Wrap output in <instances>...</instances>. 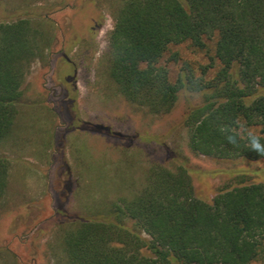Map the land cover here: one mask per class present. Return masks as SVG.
I'll return each instance as SVG.
<instances>
[{"label":"trees","instance_id":"obj_1","mask_svg":"<svg viewBox=\"0 0 264 264\" xmlns=\"http://www.w3.org/2000/svg\"><path fill=\"white\" fill-rule=\"evenodd\" d=\"M213 35L215 76L190 71L171 81L159 64L168 46L202 49ZM47 39L28 17L0 21V144ZM106 70L120 95L154 114L168 112L185 87L203 91L184 115L188 147L216 159H264L251 147L253 139L264 147V0H121ZM8 168L0 154V200ZM240 177L207 202L184 167L153 164L132 197L64 232L66 264H264V181Z\"/></svg>","mask_w":264,"mask_h":264},{"label":"rangeland","instance_id":"obj_2","mask_svg":"<svg viewBox=\"0 0 264 264\" xmlns=\"http://www.w3.org/2000/svg\"><path fill=\"white\" fill-rule=\"evenodd\" d=\"M120 4L0 0V21L28 17L48 38L29 66L13 126L0 144L9 161L0 200V264H66L64 232L132 197L153 164L184 167L195 195L207 202L240 176L264 181V159H216L188 147L184 115L200 104L203 91L181 89L162 114L119 94L106 68L108 34ZM215 40L205 39L202 49L171 44L159 64L171 81L190 71L210 79L219 68ZM65 57L73 69L71 97Z\"/></svg>","mask_w":264,"mask_h":264},{"label":"clouds","instance_id":"obj_3","mask_svg":"<svg viewBox=\"0 0 264 264\" xmlns=\"http://www.w3.org/2000/svg\"><path fill=\"white\" fill-rule=\"evenodd\" d=\"M251 147L254 150L260 152L261 154H264V147H262L261 144L256 139H253L251 141Z\"/></svg>","mask_w":264,"mask_h":264}]
</instances>
